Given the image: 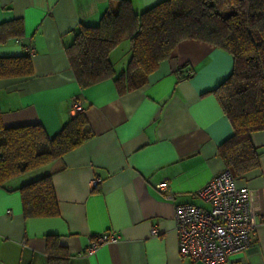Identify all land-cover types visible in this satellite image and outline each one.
Masks as SVG:
<instances>
[{
    "label": "crops",
    "instance_id": "crops-1",
    "mask_svg": "<svg viewBox=\"0 0 264 264\" xmlns=\"http://www.w3.org/2000/svg\"><path fill=\"white\" fill-rule=\"evenodd\" d=\"M116 1L0 0V22H23L20 39L0 43V57L33 50L31 77L0 80L3 125L40 124L52 136L72 115L76 97L92 133L41 172L14 177L7 182L10 190L0 189V264H203L180 258L174 209L204 205L193 193L225 168L218 146L232 127L212 90L231 73L233 60L222 49L187 39L141 88L119 94L112 79L80 87L65 47L81 24H96ZM159 1L129 0L135 12ZM129 55L128 41L109 53L116 73ZM182 66L189 77H177ZM251 140L263 149L259 168L237 177L236 184L248 188L254 240L225 264H264V130ZM47 174L57 215L24 217L18 187ZM163 180L173 199L157 189ZM103 232L118 239L86 254ZM47 235L58 236L65 261L49 262Z\"/></svg>",
    "mask_w": 264,
    "mask_h": 264
},
{
    "label": "trees",
    "instance_id": "trees-1",
    "mask_svg": "<svg viewBox=\"0 0 264 264\" xmlns=\"http://www.w3.org/2000/svg\"><path fill=\"white\" fill-rule=\"evenodd\" d=\"M23 34L21 18L0 22V43ZM198 40L229 53L231 73L215 88V95L232 127L219 146V155L237 178L259 168L262 148L251 134L264 130V0H161L135 12L129 0L108 6L96 24H81L65 54L80 87L112 79L119 94L141 88L159 65L169 59L182 40ZM129 43V59L116 73L109 53ZM185 67V66H184ZM183 66L177 77H189ZM33 75L31 57H0V80ZM92 135L86 116L75 112L57 133L49 136L40 124L5 127L0 112V189L24 173L61 159ZM24 217H53L58 213L50 175L20 185ZM57 235L46 236L49 262H63L67 254Z\"/></svg>",
    "mask_w": 264,
    "mask_h": 264
},
{
    "label": "built area",
    "instance_id": "built-area-1",
    "mask_svg": "<svg viewBox=\"0 0 264 264\" xmlns=\"http://www.w3.org/2000/svg\"><path fill=\"white\" fill-rule=\"evenodd\" d=\"M26 51L29 55L33 54L31 48ZM69 111L72 115L83 111L78 98L71 100ZM97 182L93 180V184ZM156 187L167 199H173V194L167 192V181L159 182ZM193 196L204 205L189 202L177 204L174 209L180 258L203 264H225L232 255L243 252L251 245L255 233L248 206V188L236 184V177L229 168L225 167L215 174ZM117 239L110 232L97 234L85 248V253L91 254L99 246Z\"/></svg>",
    "mask_w": 264,
    "mask_h": 264
},
{
    "label": "rangeland",
    "instance_id": "rangeland-1",
    "mask_svg": "<svg viewBox=\"0 0 264 264\" xmlns=\"http://www.w3.org/2000/svg\"><path fill=\"white\" fill-rule=\"evenodd\" d=\"M126 42V41H125ZM119 54H121V52L119 51ZM122 55V54H121ZM38 170V169H37ZM35 170L33 173H30V174H35V172H41L40 170ZM31 172V171H30ZM28 173V172H27ZM28 176V175H27Z\"/></svg>",
    "mask_w": 264,
    "mask_h": 264
}]
</instances>
